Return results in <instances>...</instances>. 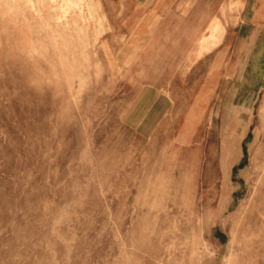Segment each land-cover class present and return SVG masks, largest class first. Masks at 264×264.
I'll return each instance as SVG.
<instances>
[{
    "label": "rangeland",
    "instance_id": "1",
    "mask_svg": "<svg viewBox=\"0 0 264 264\" xmlns=\"http://www.w3.org/2000/svg\"><path fill=\"white\" fill-rule=\"evenodd\" d=\"M0 264H264V0H0Z\"/></svg>",
    "mask_w": 264,
    "mask_h": 264
}]
</instances>
